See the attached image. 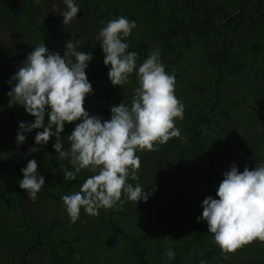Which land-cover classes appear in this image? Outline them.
<instances>
[{"label": "rangeland", "instance_id": "1", "mask_svg": "<svg viewBox=\"0 0 264 264\" xmlns=\"http://www.w3.org/2000/svg\"><path fill=\"white\" fill-rule=\"evenodd\" d=\"M91 1L108 16L114 12L125 13L137 19L136 27L131 30V42H143L147 57L152 50L160 49V60L165 72L174 74V94L184 108L191 104L201 107L214 99L215 67L208 59L210 53L218 50V35L222 34L231 51L229 65L236 66L232 67L236 71L225 75L222 102L211 115L209 124L201 126V140L210 153L218 152V157L214 159L219 170L229 169L235 164L242 172L245 166L251 170L256 163L264 161L263 17L245 11L237 28L218 25V33L174 37L171 43L179 47L182 54L171 63V54L161 48L162 34L170 26L167 15L181 16L185 0ZM74 2L80 4L79 0ZM237 2L194 0L196 11L192 19L199 22L204 17L202 9H205L206 15L220 19L215 8L234 11ZM7 3L14 4L16 8L7 10ZM7 3L0 0V264H22L25 250L30 239L36 236V230L44 243L26 256L25 264H54L49 252L51 245L56 247L65 264H135L132 242L120 236L123 234L138 240L144 264H264V242L259 240L244 244L230 253L222 252L219 247L211 254V260H205L211 244L205 232L207 224L197 222V217L202 212L200 204L203 199L209 195L216 198V182L207 173L206 164L197 150L189 148V134L183 119L174 118L175 127L180 130L178 137L159 144L155 151L141 150L136 153L140 158L138 180L127 182L133 185L139 183L145 192H151L147 201L131 202L122 194V204L118 202L112 208L99 210L95 216L87 215L81 209L79 218L70 222L61 197L79 190L77 179H81L87 169L77 173L74 180H64L61 171L58 180L45 179L47 192L44 193L41 188L35 201L26 194L19 197L20 169L29 159L43 160L47 154L42 147L34 145V137L28 133L22 144L16 143L18 123L27 120L25 112H21L22 106L13 105V117L5 109L9 100L6 93L11 87L7 82L25 59L6 60L11 54L32 49L41 43L52 51L53 42L66 32H85L92 41L99 42L96 36L103 26L101 21L106 23L107 20L88 12L82 17L77 14L64 25L63 17L53 11V5L57 9L65 7L62 0H39V3L34 0H8ZM27 11L33 13L39 32L33 31L27 23ZM47 16L56 22L54 30L47 24ZM81 33L71 40L77 51H80L84 41ZM92 57L86 77L93 91L86 96L83 106L90 115L108 120L110 106L120 103L130 106L133 90L138 86L137 78L134 71L127 83L112 85L107 78L108 71L102 68V59ZM136 66L139 64L136 63ZM47 119L46 114L45 125ZM78 122L64 125L61 134L69 146L67 136ZM235 135L241 138V143L235 140ZM50 139L54 143L56 138L52 136ZM33 146L40 150L29 155L28 149ZM69 164L70 171H74L73 165ZM107 218L123 231L114 241H108L111 231L106 224ZM168 248L174 251L172 259L164 255Z\"/></svg>", "mask_w": 264, "mask_h": 264}, {"label": "clouds", "instance_id": "2", "mask_svg": "<svg viewBox=\"0 0 264 264\" xmlns=\"http://www.w3.org/2000/svg\"><path fill=\"white\" fill-rule=\"evenodd\" d=\"M62 2L65 7L57 9L53 5V11L63 17L62 23L66 25L77 17L80 9L74 0ZM101 24L96 39L103 64L108 67V80L120 86L135 71L138 83L130 106L123 103L110 106V119L90 115L83 106L86 96L93 91L86 77L93 57L89 52L77 51L71 40L64 45L62 57L49 51L44 43L32 47L7 82L11 85L6 93L9 107L22 106L34 117L32 122L18 123L16 143L22 144L26 134L34 129H42L36 132L34 145L43 147L54 136L53 149L74 167V171H62L64 180H74L82 169L92 173L78 191L61 197L70 222L79 218L81 209L95 216L101 208L122 204V194L131 202L147 201L151 192H145L139 183L127 182L138 180L140 158L136 153L155 151L159 144L178 137L180 130L175 127L174 118L183 119L184 105L174 94L175 77L165 72L160 49L152 50L137 67V53L127 51L129 45L122 42L136 27L135 21L120 16ZM76 121L79 122L67 136L70 147L62 150L60 134L64 125ZM36 146L28 149L29 155L40 150ZM37 167V161L29 159L20 169L22 179L18 181L19 188L33 201L45 185V177L37 173ZM222 176L215 188L216 198L209 195L200 204L202 212L197 222L207 224L213 242L225 253L253 240L264 242V161L251 170L245 166L242 172L232 164ZM164 255L172 259L174 251L168 248Z\"/></svg>", "mask_w": 264, "mask_h": 264}, {"label": "trees", "instance_id": "3", "mask_svg": "<svg viewBox=\"0 0 264 264\" xmlns=\"http://www.w3.org/2000/svg\"><path fill=\"white\" fill-rule=\"evenodd\" d=\"M4 3L8 2V0H2ZM238 5L237 8L234 11H225L220 9L219 7H216L215 10L220 14V19H215L214 17L206 15L205 9H202V12L204 14V17L199 21H193L192 17L194 15V12L196 11L194 0H185L184 7L182 9L183 13L181 16H178L176 14H169L167 15V18L170 21V26H168L164 33L162 34V43L161 48L164 52L171 54L170 62L173 63L177 59L181 57L182 51L179 47L173 45L171 43V39L174 37H177L179 35H188V34H198V35H206L210 32L218 33L217 26L218 25H233L235 28L239 27L241 20L243 19L244 12L248 11L251 13L258 14L259 16L264 18V1L263 0H255L254 3L247 2L246 0H237ZM80 4L79 6V13L78 15L82 17L88 12L94 13L97 16H101L104 20H112L116 19L117 17L124 16L128 18L129 20L135 21V24H137V19L133 16H129L125 13L123 14H116L113 13L112 16H108V14H103L100 9L98 8L96 3H93L91 0H79ZM173 6H176V2L172 3ZM171 6V7H173ZM16 7L14 4L7 3V10L15 9ZM46 22L49 25L51 30H54L56 26V22L53 21L51 16L46 17ZM27 23L30 24L33 31L39 32V27L36 24V21L34 20V15L32 12L27 11ZM79 33H73V32H66V34L53 42L52 44V51L59 53L61 56L63 54V48L64 45L73 38L78 37ZM84 35V41L80 45L79 49L81 52H89L91 55L101 58L103 62V54L100 48V43L97 41H92L91 38L84 32L81 33ZM219 48L217 51L209 54V59L214 67H215V78L213 80V91H212V97L211 103H207L204 106L201 107L197 106V104H191L188 107L184 108L183 111V120H184V128L189 134L188 142H189V148L190 149H196L199 156L202 158L204 163L206 164V171L210 175V177L216 182V186L219 184V182L223 179L222 173L225 171H228L229 169H223L219 170L217 168L216 162H215V156L218 157V152H214L213 154L208 151L203 143H202V125L209 124L211 120V115L214 113L215 109L221 104L222 102V84L225 78V75L227 73H232L236 71L229 65L230 59H231V51L228 46L227 40L224 38L222 34H219ZM122 42H125L129 45L127 51H132L137 53L136 57V63L139 65L147 58V51H146V45L143 42L138 43H132L131 42V33L128 37L123 38ZM32 51V49H25L22 50L19 53L11 54L8 57V62H12L10 60H19V59H25L27 54H29ZM3 53V52H2ZM7 53H4V55ZM102 68L104 70L108 71V67H106L104 64H102ZM264 104V101L262 102ZM5 109L10 114L11 117L15 115L13 106L9 107V105L5 106ZM21 112H25V110H21ZM24 117L26 118L27 122L34 121V117H32L30 114L24 113ZM39 130L34 129L32 132L28 133L35 136L36 132ZM61 135V143H62V150H68L69 144L65 143L62 134ZM235 140L238 143H241V138L239 136H234ZM51 143V139L49 138V141L46 145L42 147L44 150L43 152L47 154V158L43 160H36L37 161V173L40 175H43L46 180L49 181H56L59 178V172L63 171L64 169H68L70 171L71 167L69 164V161L67 158H61L57 157L58 154L53 149ZM57 157V160H56ZM83 176L81 179H77L78 183L81 184L83 181L91 175L90 172H83ZM18 189V195L19 197H24L25 193L24 190L20 189L19 186ZM43 192L46 193L47 189L45 186H42ZM182 189V188H181ZM99 210H105L104 208H101ZM109 230L111 231L110 237L108 238V241H114L119 236L118 234H122L123 231L119 227H117L115 224H113L108 218L106 222ZM207 232V228L205 229ZM37 234L35 237H32L30 239V242L25 250V255L22 259V264L26 263V256L30 254V252L34 251L40 244L44 243L41 237L39 236V231L36 230ZM209 236V242L211 244V248L207 251L205 254V260L209 261L211 260V254L215 253L219 246L216 245L213 242L212 234L207 232ZM124 236L126 239L130 240L132 242V254L135 259V264H144L145 260L143 257V253L140 249L138 240L132 239V237H128L126 234L120 235ZM69 250H71V247H68ZM264 251V245L262 247ZM50 258L51 261L54 264H65L64 258L59 254L58 250L54 245L50 246ZM264 263V261H263Z\"/></svg>", "mask_w": 264, "mask_h": 264}]
</instances>
